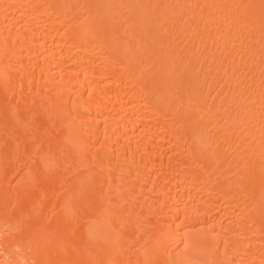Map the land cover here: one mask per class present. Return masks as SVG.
<instances>
[{
  "label": "bare ground",
  "instance_id": "6f19581e",
  "mask_svg": "<svg viewBox=\"0 0 264 264\" xmlns=\"http://www.w3.org/2000/svg\"><path fill=\"white\" fill-rule=\"evenodd\" d=\"M0 264H264L262 0H0Z\"/></svg>",
  "mask_w": 264,
  "mask_h": 264
},
{
  "label": "snow or ice",
  "instance_id": "6c2138e0",
  "mask_svg": "<svg viewBox=\"0 0 264 264\" xmlns=\"http://www.w3.org/2000/svg\"><path fill=\"white\" fill-rule=\"evenodd\" d=\"M262 4H264V0H262Z\"/></svg>",
  "mask_w": 264,
  "mask_h": 264
}]
</instances>
